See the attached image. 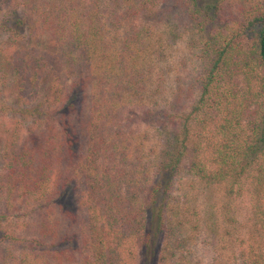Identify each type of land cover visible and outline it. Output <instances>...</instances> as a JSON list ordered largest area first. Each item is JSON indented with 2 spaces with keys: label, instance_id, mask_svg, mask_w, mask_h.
<instances>
[{
  "label": "trees",
  "instance_id": "obj_1",
  "mask_svg": "<svg viewBox=\"0 0 264 264\" xmlns=\"http://www.w3.org/2000/svg\"><path fill=\"white\" fill-rule=\"evenodd\" d=\"M4 35L0 264H264V0H0Z\"/></svg>",
  "mask_w": 264,
  "mask_h": 264
},
{
  "label": "rangeland",
  "instance_id": "obj_2",
  "mask_svg": "<svg viewBox=\"0 0 264 264\" xmlns=\"http://www.w3.org/2000/svg\"><path fill=\"white\" fill-rule=\"evenodd\" d=\"M19 3H21V1H19ZM21 11V10H20ZM1 37V36H0ZM8 39V37L6 35H4V37L2 36L0 38L1 44L3 40ZM20 45V44H18ZM6 48H8V45L6 44ZM181 54V48H178V50L176 51V53L173 54V56L175 58H178V61L182 58H184L183 56H180ZM189 75V72H187ZM13 74H11L9 71L7 70H0V124L1 123H5L6 118L4 117V112H6V108L7 107H11L14 108L15 106L18 105L16 99H15V89H14V82H13ZM187 76V75H185ZM83 104H78L75 112L79 115V117L81 116H85L86 114V107ZM6 114V113H5ZM72 123L73 125H75V122H77L78 117H73L72 116ZM28 125H30V123H28ZM1 165V164H0ZM237 209L240 212V216L241 219L243 221L246 220V216L248 214V209H249V200H248V196H246V198L240 200L237 203ZM54 207L57 208H62V210L64 211H71V213L75 216L78 217L80 215V209H79V205H78V200H77V196L75 195V191L71 190L68 194V197L66 199L65 203L62 202H57ZM221 248V249H220ZM222 246H218L216 248L214 247H203V248H199V254H203L205 255V257L209 260H213L214 257H218L220 254L221 256L218 257V261H222V264H226V261L228 260V258L230 256H232L234 253H236V256L239 253V250L234 251V248L230 251H226L224 249H222ZM21 249H18L17 252H19ZM1 253L5 254V250L1 249ZM233 253V254H232ZM229 262V261H228ZM138 264H143V254L142 251L139 252L138 254Z\"/></svg>",
  "mask_w": 264,
  "mask_h": 264
}]
</instances>
